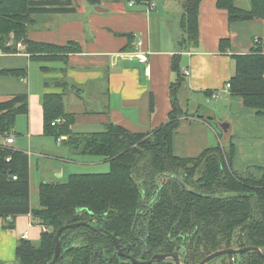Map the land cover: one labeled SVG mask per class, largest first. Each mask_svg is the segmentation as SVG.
Masks as SVG:
<instances>
[{
    "label": "trees",
    "instance_id": "obj_1",
    "mask_svg": "<svg viewBox=\"0 0 264 264\" xmlns=\"http://www.w3.org/2000/svg\"><path fill=\"white\" fill-rule=\"evenodd\" d=\"M85 1L97 5L104 0ZM238 1L241 0L216 2L219 9L227 11L229 24L264 20V0H248L247 10L238 7ZM200 2L184 0L182 3L181 47L195 46L198 42ZM64 4L67 3L57 0H0V49L4 53H17L16 43L22 41L30 58L40 61L66 60L64 55L80 52L78 44L73 42L57 46L26 38L28 27L33 23L31 15L74 11L47 8ZM229 46L228 39L220 41V51L225 52ZM232 58L235 72L228 82L230 95L241 97L246 108L263 115L261 46L255 43L250 53L232 55ZM178 61L179 56L174 55L171 68L177 77L169 88L171 108L167 121L150 132L133 133L108 124L103 132L73 133L71 125L75 116L64 111L62 95L43 96L44 134L55 140L66 137L65 144L73 151L105 158L110 169L107 173L72 174L63 182L40 184L38 209L30 208L28 157L0 144V217L15 219L31 214L46 229L38 245L28 240L18 242V264H49L60 228L80 222L88 225L60 233V254L55 264H133L116 255L111 237L117 240L124 254L140 261L150 260L154 255L174 254L177 250L181 264H198L207 255L227 249L256 247L264 254V163L244 172L234 170L231 140L226 147L217 144L193 158L173 153V135L180 119L188 115L177 97L183 81ZM0 75L21 78L25 71L0 69ZM206 94L211 96V92ZM27 113L26 94H16L0 102V137L10 135L17 116ZM55 120L60 122L52 125ZM216 261L218 264H264V259L255 251L220 256L209 263ZM153 264L175 263L166 259Z\"/></svg>",
    "mask_w": 264,
    "mask_h": 264
},
{
    "label": "crops",
    "instance_id": "obj_2",
    "mask_svg": "<svg viewBox=\"0 0 264 264\" xmlns=\"http://www.w3.org/2000/svg\"><path fill=\"white\" fill-rule=\"evenodd\" d=\"M57 1L67 4L47 8L74 11L31 15L33 23L26 38L57 46L73 42L80 52L64 55L66 60H32L23 43L24 49L17 48V53L0 55V69L25 71L21 78L0 75V102L16 94H26L28 98V113L17 116L24 118H16L15 138L9 147L28 157L29 193L36 183L39 194L40 184L63 182L72 174H93L79 170L109 165L105 158L94 159L73 151L65 144L66 137L59 144L56 142L58 152L45 147L44 137L49 136L43 132L44 95H62L64 111L75 116L73 133L103 132L108 124L133 133L150 132L167 121L171 108L169 88L177 77L171 68L174 55L179 56V71L183 75L178 102L188 112L173 135L174 155L193 158L217 144L226 147L231 140L234 170L244 172L264 163V114L257 115L244 106L241 97L222 91L235 72L232 55L250 53L256 40L264 53V20L229 24L227 11L217 7V0H201L198 42L187 48L179 45L181 1L149 0L156 5L151 12L147 10V1L104 0L97 5H89L85 0ZM129 2L134 4L128 6ZM236 5L245 10L250 7L244 0ZM171 12L176 15L172 20L168 18ZM224 39L229 40L230 46L222 52L220 41ZM138 40L142 41L140 50L149 53L146 64L128 57ZM35 63L40 65L35 67ZM185 71H189L188 76ZM202 99L223 104L202 113L199 111L206 108L200 103ZM218 113L222 120L216 126ZM221 124L228 125L226 131L220 128ZM3 142L0 137V144ZM30 208L35 210L39 206L30 204ZM44 231L31 214L15 219L0 217V264L17 261L18 242H36Z\"/></svg>",
    "mask_w": 264,
    "mask_h": 264
},
{
    "label": "water",
    "instance_id": "obj_3",
    "mask_svg": "<svg viewBox=\"0 0 264 264\" xmlns=\"http://www.w3.org/2000/svg\"><path fill=\"white\" fill-rule=\"evenodd\" d=\"M208 120H210L211 118H207ZM220 128L223 131H226L228 128L227 124H221ZM182 187H184L183 184H181ZM136 224V220H134L133 222V229L135 227ZM88 225L86 222H80V223H75V224H70V225H65L62 228H60V230L58 231V233L56 234V244H55V249H54V256L52 261L49 264H55L59 254H60V242H59V236L60 233L62 231H64L65 229H72L74 227L77 226H86ZM98 231L109 235L105 230L103 229H99ZM112 241L114 242L115 248H116V255H119L121 257H124L125 259H128L129 262L133 263V264H153V263H158L161 262L163 260L166 259H172L174 261L175 264H181L180 260H179V256H178V250L174 253V254H161V255H154L153 257H151L150 260H137L134 257L130 256V255H126L122 252V250H120L119 245L117 240L114 237H111ZM141 243L144 245V241H141ZM249 251H255L257 252L263 259H264V254L262 253V251L259 248L256 247H245V248H241V249H227V250H220L217 252H213L209 255H207L205 258H203V260H201L198 264H208L211 260L218 258L220 256H224V255H231V254H242L245 252H249Z\"/></svg>",
    "mask_w": 264,
    "mask_h": 264
},
{
    "label": "rangeland",
    "instance_id": "obj_4",
    "mask_svg": "<svg viewBox=\"0 0 264 264\" xmlns=\"http://www.w3.org/2000/svg\"><path fill=\"white\" fill-rule=\"evenodd\" d=\"M120 1V0H119ZM122 1V0H121ZM126 1V0H125ZM157 1V0H156ZM163 1V0H162ZM178 1H181V4L183 3V1L184 0H178ZM244 2H246L247 4H249V1L248 0H244ZM158 8L160 9V10H162V6H160V5H158ZM181 13H183V9L181 8ZM174 17H176V15H173L172 14V12L171 13H169V16H168V18L169 19H173ZM40 64L39 63H35L34 64V66L36 67V66H39ZM200 103H203L205 106H206V108H204V109H201V111H199V112H202V113H206L208 110H214L215 108H217V107H220V106H222V101H218V102H215V101H209L208 103H206L205 102V99L203 100H201L200 101ZM193 111V110H192ZM191 110L189 111L190 113H193ZM18 118H20V120L22 121L23 120V118L24 117H22V116H20V117H18ZM17 118V119H18ZM222 120V118H221V116H220V113H218V117H217V119L215 120V124H216V126L218 125V122L219 121H221ZM235 131H236V129H235ZM12 135L14 136V138H15V133H12ZM44 138H47V140H46V142H45V147L49 150V151H52V150H54V152H55V150H57V152L59 151V149H57V145H56V140L54 139V138H52V137H44ZM40 147H43V144H40L39 145ZM61 148H64L63 146L61 147ZM98 157V158H97ZM94 156V159H102L101 157L99 158V156ZM89 158H93V157H89ZM109 171V165L107 164V166L105 167V168H98V167H92V168H89V169H87V168H83V169H81V170H79V172L80 173H106V172H108ZM78 172V173H79ZM252 172L253 173H255L256 174V171L254 170V169H252ZM37 173L36 172H34V175H36ZM66 178H64V180H65ZM63 180V181H64ZM160 181H162V179L160 180ZM29 197H30V199H29V201H30V204L32 205V206H34V207H38L39 206V202H38V190H37V183L35 184V186H34V188H33V186H32V190L30 191V193H29ZM39 241V240H38ZM38 241H36V242H33V244L34 245H38L39 244V242ZM10 264H18L17 263V261H15V262H13V263H10ZM209 264H218V262L216 261V262H213V263H209Z\"/></svg>",
    "mask_w": 264,
    "mask_h": 264
},
{
    "label": "built area",
    "instance_id": "obj_5",
    "mask_svg": "<svg viewBox=\"0 0 264 264\" xmlns=\"http://www.w3.org/2000/svg\"><path fill=\"white\" fill-rule=\"evenodd\" d=\"M134 3L133 2H129L128 3V6H132ZM147 10L148 12H151L153 11L155 8H156V5L153 3V2H148L147 3ZM256 43H258V40H256ZM142 46V41L141 40H138L137 43H136V49L132 51V53L129 54V58L130 59H137V61L139 63H142V64H146L148 62V52H144L142 50H140V47ZM17 48L18 49H24V45H23V42L20 41L17 43ZM6 53H4L1 49H0V55H4ZM186 76L189 75V71H185L184 72ZM230 89V84L227 83L225 84L224 88L222 91H229ZM218 96V94H214L213 97L216 98ZM57 122H60L59 120H55L52 125L56 124ZM12 133H14V131H12L10 133V135H8L7 137L4 138V142L2 143V146H6V147H9L10 145L13 144L14 142V136L12 135ZM64 139V137H60L56 140L57 144H59L61 142V140ZM6 161H10V158H6ZM13 179H16L15 176H13Z\"/></svg>",
    "mask_w": 264,
    "mask_h": 264
},
{
    "label": "bare ground",
    "instance_id": "obj_6",
    "mask_svg": "<svg viewBox=\"0 0 264 264\" xmlns=\"http://www.w3.org/2000/svg\"><path fill=\"white\" fill-rule=\"evenodd\" d=\"M177 181H179L178 179H177ZM180 182V181H179ZM180 184H182L181 182H180ZM182 186V185H181Z\"/></svg>",
    "mask_w": 264,
    "mask_h": 264
}]
</instances>
